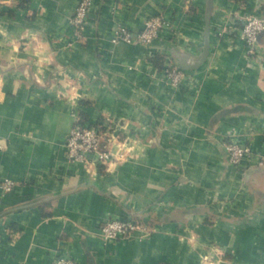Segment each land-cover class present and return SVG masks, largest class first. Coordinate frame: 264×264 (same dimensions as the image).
<instances>
[{"label":"crops","instance_id":"crops-1","mask_svg":"<svg viewBox=\"0 0 264 264\" xmlns=\"http://www.w3.org/2000/svg\"><path fill=\"white\" fill-rule=\"evenodd\" d=\"M80 1L0 0V178L14 181L0 187V264H264V163L236 165L224 144L264 153V31L250 56L235 19L264 0H212L192 87L162 74L202 56L209 0H92L78 34ZM163 13L150 44L114 41ZM78 122L114 123L124 157L71 160ZM111 216L149 229L105 239Z\"/></svg>","mask_w":264,"mask_h":264},{"label":"built area","instance_id":"built-area-1","mask_svg":"<svg viewBox=\"0 0 264 264\" xmlns=\"http://www.w3.org/2000/svg\"><path fill=\"white\" fill-rule=\"evenodd\" d=\"M91 3L92 0H81L72 17L78 34L85 26ZM235 19L240 22L236 32L244 39L250 56H253L259 36L264 31V7L262 14L237 12ZM170 21L168 16L163 13L146 17L144 26L137 32H133L125 25H120L115 31L114 41H137L150 44L160 36L164 29L169 27ZM162 78L171 87L181 85L192 87L199 83L196 75L171 62L164 66ZM114 123H97L95 125L76 123L66 138L68 157L73 161H80L87 165L101 164L112 161L114 158L124 157L125 154L120 147L124 141L116 134ZM224 144L228 150L229 160L236 165L244 166L248 161L264 163V153L255 149L252 143L245 142L232 133L229 134V138L225 140ZM90 154H94L95 157L91 158ZM0 187L9 191L14 187V181L0 178ZM148 229L147 222L132 216H111L102 222L100 228L105 239L139 236ZM56 264L77 263L69 254L61 253L56 259Z\"/></svg>","mask_w":264,"mask_h":264},{"label":"water","instance_id":"water-1","mask_svg":"<svg viewBox=\"0 0 264 264\" xmlns=\"http://www.w3.org/2000/svg\"><path fill=\"white\" fill-rule=\"evenodd\" d=\"M212 10V0H209L207 11H206V27H205V43L203 48L202 56L199 60L190 63L188 59L182 58L180 59L181 67L184 69H191L199 67L207 58L210 51V14Z\"/></svg>","mask_w":264,"mask_h":264},{"label":"trees","instance_id":"trees-1","mask_svg":"<svg viewBox=\"0 0 264 264\" xmlns=\"http://www.w3.org/2000/svg\"><path fill=\"white\" fill-rule=\"evenodd\" d=\"M153 60H154V62L156 63V65L157 66H160V67H162V65H163V63H164V56L162 55V56H158V57H154L153 58Z\"/></svg>","mask_w":264,"mask_h":264}]
</instances>
